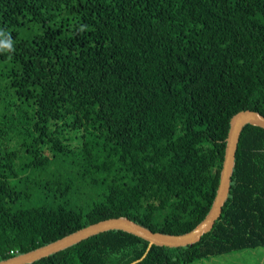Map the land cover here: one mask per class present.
<instances>
[{"label":"trees","instance_id":"16d2710c","mask_svg":"<svg viewBox=\"0 0 264 264\" xmlns=\"http://www.w3.org/2000/svg\"><path fill=\"white\" fill-rule=\"evenodd\" d=\"M0 32V261L110 218L191 231L230 118L264 116V0H0ZM147 245L109 231L33 264H130ZM259 248L264 130L248 125L210 232L137 264Z\"/></svg>","mask_w":264,"mask_h":264},{"label":"water","instance_id":"95a60500","mask_svg":"<svg viewBox=\"0 0 264 264\" xmlns=\"http://www.w3.org/2000/svg\"><path fill=\"white\" fill-rule=\"evenodd\" d=\"M258 127L264 130V116L258 112L244 110L234 114L229 120V128L225 138V148L219 182L212 205L204 217L191 231L181 235H169L152 232L125 217L110 218L91 224L77 230L63 238L39 247L24 254L15 255L0 261V264H33L39 260L52 256L72 247L90 237L109 232L122 231L145 240L148 245L142 257L130 264L141 262L153 247L181 248L193 245L212 229L219 219L222 208L227 201L231 177L235 165V153L240 134L246 126Z\"/></svg>","mask_w":264,"mask_h":264},{"label":"rangeland","instance_id":"374dc122","mask_svg":"<svg viewBox=\"0 0 264 264\" xmlns=\"http://www.w3.org/2000/svg\"><path fill=\"white\" fill-rule=\"evenodd\" d=\"M262 257L264 258V248H259L224 255L216 259H211L210 262L205 260L193 264H264V259L262 260Z\"/></svg>","mask_w":264,"mask_h":264},{"label":"clouds","instance_id":"9594fccd","mask_svg":"<svg viewBox=\"0 0 264 264\" xmlns=\"http://www.w3.org/2000/svg\"><path fill=\"white\" fill-rule=\"evenodd\" d=\"M83 30V29H81ZM5 35L3 32H0V36ZM11 51L12 50V41L9 39L6 42L5 41H0V51Z\"/></svg>","mask_w":264,"mask_h":264},{"label":"crops","instance_id":"0c3cea01","mask_svg":"<svg viewBox=\"0 0 264 264\" xmlns=\"http://www.w3.org/2000/svg\"><path fill=\"white\" fill-rule=\"evenodd\" d=\"M264 258L262 257V260H263ZM260 262V261H259ZM209 264V263H208Z\"/></svg>","mask_w":264,"mask_h":264}]
</instances>
